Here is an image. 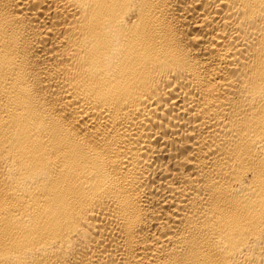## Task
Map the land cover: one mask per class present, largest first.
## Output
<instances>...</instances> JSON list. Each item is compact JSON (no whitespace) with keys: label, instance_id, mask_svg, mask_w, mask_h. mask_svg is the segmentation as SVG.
<instances>
[{"label":"bare ground","instance_id":"obj_1","mask_svg":"<svg viewBox=\"0 0 264 264\" xmlns=\"http://www.w3.org/2000/svg\"><path fill=\"white\" fill-rule=\"evenodd\" d=\"M0 264H264V0H0Z\"/></svg>","mask_w":264,"mask_h":264}]
</instances>
